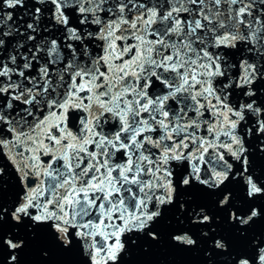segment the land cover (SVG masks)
I'll return each mask as SVG.
<instances>
[{"label":"snow or ice","instance_id":"obj_1","mask_svg":"<svg viewBox=\"0 0 264 264\" xmlns=\"http://www.w3.org/2000/svg\"><path fill=\"white\" fill-rule=\"evenodd\" d=\"M264 264V0H0V264Z\"/></svg>","mask_w":264,"mask_h":264},{"label":"water","instance_id":"obj_2","mask_svg":"<svg viewBox=\"0 0 264 264\" xmlns=\"http://www.w3.org/2000/svg\"><path fill=\"white\" fill-rule=\"evenodd\" d=\"M144 259L161 262V264H196L198 257L190 252H175L164 249H161L158 254L152 257H134L136 261H142Z\"/></svg>","mask_w":264,"mask_h":264}]
</instances>
